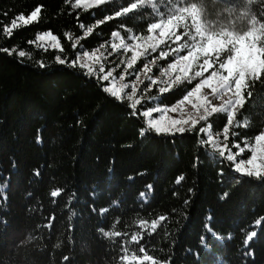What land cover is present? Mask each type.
I'll use <instances>...</instances> for the list:
<instances>
[{
	"label": "trees",
	"instance_id": "1",
	"mask_svg": "<svg viewBox=\"0 0 264 264\" xmlns=\"http://www.w3.org/2000/svg\"><path fill=\"white\" fill-rule=\"evenodd\" d=\"M183 7L197 8L198 21L179 16ZM176 15L180 40L166 42L162 67L195 49L201 23L214 44L194 68L246 52L227 40L238 22L255 31L247 52L256 66L243 71L230 123L216 110L157 134L142 113L153 99L172 108L195 81L140 95L142 81L131 105L76 64L78 52ZM43 35L53 48L37 44ZM205 128L239 145L264 130V0H0V264H264V168L236 172Z\"/></svg>",
	"mask_w": 264,
	"mask_h": 264
},
{
	"label": "rangeland",
	"instance_id": "2",
	"mask_svg": "<svg viewBox=\"0 0 264 264\" xmlns=\"http://www.w3.org/2000/svg\"><path fill=\"white\" fill-rule=\"evenodd\" d=\"M104 0H84V5H92ZM107 1V0H106ZM150 4L152 0H139ZM187 14L193 22H197L200 11L195 7H183L179 16ZM178 15L161 21L149 28L143 35L132 37L125 41L114 39L107 49H97L91 52H78L76 64L87 73L92 72L93 77L105 82V92L115 98L123 97L131 105L138 101L136 91L142 81L145 82L140 95L146 94L153 87L160 91L166 90L170 85L182 81L192 82L195 85L184 99L172 108L166 109L156 105L143 114L146 126L157 134H171L181 132L196 124L201 118L208 116L216 110L226 115L228 122L233 120V114L242 103L241 78L243 71L254 63L253 53L247 52L251 46V38L255 31L246 23L238 22L232 31H226L229 43L235 44L239 49L246 48L244 54L228 60L222 67H215L211 58H204L194 68L195 54L209 50L214 41L210 40L214 32L198 27L194 34L195 49L184 57H176L166 67L159 64V60L166 58V42L178 43L180 36H173ZM30 19V18H29ZM22 20L21 23H27ZM246 41V44H243ZM38 45L54 47L50 37L39 36ZM209 47V48H208ZM142 59L141 68L137 72L126 71L138 60ZM255 64V63H254ZM256 66V64H255ZM153 68L155 69L153 71ZM145 88V89H144ZM205 142L220 156L225 157L232 164V168L249 176H256L264 168V130L251 145L244 142L242 145L230 143L224 132L214 134L209 128L203 130ZM243 150L249 152L247 159L240 158Z\"/></svg>",
	"mask_w": 264,
	"mask_h": 264
},
{
	"label": "snow or ice",
	"instance_id": "3",
	"mask_svg": "<svg viewBox=\"0 0 264 264\" xmlns=\"http://www.w3.org/2000/svg\"><path fill=\"white\" fill-rule=\"evenodd\" d=\"M15 26H17V24H16ZM8 31H11V29H8ZM38 39H39V37H38ZM5 51H7V49H5ZM19 55L22 57V56L25 55V53H24L23 51H21V52L19 53ZM57 60H58V62H59L60 64H64V63H65V61L62 60V59H60L59 57H57ZM41 67H43L42 64H41ZM87 73H88L89 75H92V72H91V71H88V70H87Z\"/></svg>",
	"mask_w": 264,
	"mask_h": 264
}]
</instances>
